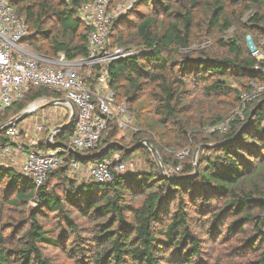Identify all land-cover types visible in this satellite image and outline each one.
<instances>
[{"label":"trees","instance_id":"1","mask_svg":"<svg viewBox=\"0 0 264 264\" xmlns=\"http://www.w3.org/2000/svg\"><path fill=\"white\" fill-rule=\"evenodd\" d=\"M89 1L11 0V5L25 19L33 33L30 41L41 54L50 58L65 54L74 60L89 55L92 27L80 17L84 3ZM113 3L114 0L112 7ZM235 3L242 11L253 12L245 27L264 26V0H231V4ZM142 5L149 7L151 14H140L138 23L117 19L111 28V39L115 46L138 44L147 50L113 63L110 87L132 114L134 105L141 103L137 120L148 126L151 136L140 138L138 143L148 141L167 166L170 161L155 138L156 129L172 123L181 133H191L189 123L183 120L192 111L187 103L190 82L199 81L206 98L234 97L241 105V95L252 83H264L263 74L255 69L257 64L264 67V60L252 56L237 36L222 42L227 48L224 54L204 51L192 56L189 52L200 21L210 32H227L236 24L229 15V8L232 10L234 5L230 6L227 0H138L136 8ZM235 11L232 10L233 15ZM123 26L128 30L121 32ZM130 27L134 32H129ZM59 96L46 88L30 89L22 100L0 114V126L39 99ZM260 102L261 107L250 119ZM260 102L250 105L243 113L245 118L237 117L226 132H214L209 139L197 143L198 147H214L202 149L209 155L202 156L193 179L178 180L195 172L193 162L184 164L178 178H165L157 162L147 158L148 172L115 173L113 181L105 185L92 181L78 184L69 170L71 161L77 158L69 154L65 164L38 187L21 173L0 166V184L4 183L7 194L11 192L7 200L0 196V264H55L44 248L63 247L66 230L52 236L53 231L40 219L47 213L63 215L69 228L77 231L80 226L72 211L94 223V235L88 241L92 245H79L78 249L81 259L90 254L87 264H197L203 253V239L197 229L217 242L221 236L225 239L246 233L251 223L255 233L244 244L257 256L245 264H264V98ZM149 115L155 116L151 124L146 122ZM221 121L217 118L211 125L217 126ZM118 129L117 121L111 120L108 136L104 138L107 131L97 148L85 153L92 156L113 144L103 158L79 161H102L119 150L121 162L129 159L131 151H122L115 143ZM72 133V129L64 132L58 141L69 145ZM7 142L6 132L0 134V146ZM144 152L152 156L148 148ZM178 165L174 163L175 167ZM34 200L39 209L29 216L28 206ZM5 201L22 207L20 219L13 223L6 220ZM190 201L196 204L195 209L188 208ZM214 201L222 202L218 212L210 211L207 218L196 216L213 208ZM229 219L223 234L220 224ZM214 264L224 262L217 260Z\"/></svg>","mask_w":264,"mask_h":264},{"label":"built area","instance_id":"2","mask_svg":"<svg viewBox=\"0 0 264 264\" xmlns=\"http://www.w3.org/2000/svg\"><path fill=\"white\" fill-rule=\"evenodd\" d=\"M112 1L91 0L84 3L80 17L92 27L89 55L69 60L65 54L50 58L32 52L26 44L30 42L33 33L28 29L25 19L18 15L11 0H0V114L22 100L32 88H46L60 95L58 98L39 99L31 105L36 111L51 102L54 105H66L69 109L68 122L73 114V105L76 118L71 128V142L63 145L83 156L97 148L104 133L108 131L111 120H116L123 126L132 122L134 116L126 102H119L116 91L110 87L109 73L116 61L138 54L133 49L115 46L112 42L111 28L120 18V13L112 7ZM146 50L145 48L144 51ZM250 52L258 60H264V44L254 46ZM255 69L264 76L263 66L257 64ZM263 98L264 83H252L241 95L238 116L242 117L250 105ZM62 99L70 103L62 104ZM58 128L47 135L49 123L37 125L29 139L28 151L21 153L24 157L20 156V173L38 187L45 184L51 172L65 164V158L69 154H73L64 147L51 149L56 143L62 144L58 141L62 134ZM227 130V125L218 124L211 131L224 133ZM21 131L20 124L9 127L6 131L8 142L0 146L1 153H14L15 140ZM20 150L22 148L18 149ZM69 170H84L92 182L105 185L113 181L115 173H127L128 166L117 156L88 164H83L77 158L71 161Z\"/></svg>","mask_w":264,"mask_h":264},{"label":"rangeland","instance_id":"3","mask_svg":"<svg viewBox=\"0 0 264 264\" xmlns=\"http://www.w3.org/2000/svg\"><path fill=\"white\" fill-rule=\"evenodd\" d=\"M138 0H114L113 7L120 13L119 19L127 20L131 24L132 22L138 23L140 14L149 15L151 14V9L145 5H142L136 8V3ZM174 1V0H171ZM231 5H234L232 10H236L235 15L232 14V10L229 8V15L233 16V21L236 23L230 31L221 32L216 30L215 32H210L207 28V25L200 21V26H197L194 30L193 36V45L189 49V52L192 56H197L201 52H219L226 53L227 48L222 45V42H226L230 38L238 37L241 41V45L245 49L249 50L254 46H260L264 44V26L260 27H245L249 23L250 18L252 17V11H242L238 9V3L231 4V0H227ZM136 8V9H135ZM135 9V10H134ZM254 9V8H252ZM131 16V17H130ZM127 26H123L121 32L128 30ZM129 32H134V28L130 27ZM26 46H30V50L37 55L45 56L41 54L36 47L30 41ZM127 49H133L136 54L141 55L144 53L146 48L144 45L134 44L129 47H124ZM147 49V48H146ZM47 57V56H45ZM175 59H179V55L175 56ZM202 84L199 81L190 82L189 84V97L187 98V103L191 104L192 111L183 117V120H187L190 126V134H183L180 129L171 124L164 125L162 128H158L155 138L163 147L164 154L170 161V164L165 166L163 165V172L159 166L158 161L151 153V157L145 154L146 146L140 147L137 151H131L135 146L140 144L138 143L139 139L147 138L151 136V131L148 126L139 120H137V114L140 112L141 103L134 105V119L132 122L126 126H118V136L115 139V143L119 144L122 151L130 150L131 156L129 159L125 160V164L128 166L127 173H144L149 171V164L147 163V158L149 161L157 162L159 166L160 173L165 178H178L182 172L184 164L193 162L195 168L199 170V162L202 156L209 155L207 152L203 153L204 149H209L214 147V145H203L198 147L197 143L202 142L205 138L209 139L213 132L211 131L214 126L211 123L217 118H221V124L227 126L235 120L238 116L240 103L236 101L234 97H213L206 98L203 90ZM48 104V103H47ZM29 107V106H28ZM27 107V108H28ZM26 108V109H27ZM60 106H49L43 109L44 115L48 120H55L56 114L58 113ZM64 111L67 108H63ZM146 114V113H145ZM35 115L29 117L26 120H30ZM150 119L146 122L151 124L155 120L154 115H149ZM240 118V117H239ZM244 115L243 118L244 119ZM66 119H64V122ZM61 121H58L60 123ZM32 128L31 126H29ZM26 127V129H29ZM23 131V130H22ZM19 137L15 140L14 153L12 155L3 154L0 152V166L5 169L13 170L20 174V156L23 153L22 151H28L29 139L31 137L27 135V132H22ZM52 129H48L47 135L50 134ZM153 132V131H152ZM109 134V131L105 134L106 138ZM196 136L197 139L193 140L192 137ZM38 138V137H37ZM137 141V145H136ZM168 146V147H166ZM22 150L18 151V149ZM120 151V150H119ZM113 152L110 156H117L121 159V152ZM133 152V153H132ZM178 162V166H174V163ZM195 172L191 175H194ZM189 175V176H191ZM197 176V174L195 175ZM70 177L77 181L78 184L90 182V178L86 172H70ZM180 178V177H179ZM193 179V178H192ZM55 184V183H53ZM10 193L5 192L4 183L0 184V196L3 200H7L10 197ZM222 205V202L214 201V207L207 209L202 214H196L200 218H207L206 216L210 211L218 212L219 207ZM196 204L193 202H188L189 209H195ZM22 207H13L6 203V220H9L11 223L16 219H20L22 212L19 211ZM171 208H174L173 206ZM39 209V204L37 201L30 202L28 206L29 216L33 213L34 210ZM71 210V209H70ZM198 210V208L196 209ZM48 212V211H46ZM72 216L77 218V224L80 226L79 230L73 231L72 228L66 224L63 215H57L56 213H47V216L43 219H40V222L45 225L48 230H52V236H58L61 233V230H66V236L64 237L63 247L56 246H45V252L52 258L55 264H87V261L90 254H87L83 259L81 254L78 253L79 245L84 247L91 246L92 236L94 235V223L78 216L76 211H72ZM192 214H195L191 210ZM257 215H261V212L255 211ZM231 219L220 224V232L223 234L226 231V226L229 224ZM197 233L201 235L203 239V253L202 261H197V264H214L217 260L224 262V264H245L246 262L254 259L257 256L255 251H249V248L244 244L247 239H249L254 233V223H251L247 227L246 233L236 236H227L225 239L221 238L216 242L211 240L207 235L201 233L200 229H197ZM161 264H172L171 262H162ZM181 264V263H176ZM187 264V263H186ZM194 264V263H193Z\"/></svg>","mask_w":264,"mask_h":264},{"label":"water","instance_id":"4","mask_svg":"<svg viewBox=\"0 0 264 264\" xmlns=\"http://www.w3.org/2000/svg\"><path fill=\"white\" fill-rule=\"evenodd\" d=\"M60 103L67 104V103H70V102L68 100H66V99H62V100H60ZM52 105H54V104L51 102V103L46 104L44 107H49V106H52ZM261 105H262V103L260 102L256 106V108L251 113L250 119L255 114V112L261 107ZM71 106H72L73 114H72V117H71L70 121L68 122V124H66L64 126H60L58 128L59 130H61L62 134L64 132L69 131L72 128L73 123H74L75 118H76V109H75V107L73 105H71ZM35 111L36 110L33 108V105H30L27 109H25L20 115H18L16 118H14L11 122H9V123H7V124H5L3 126H0V134L6 132L9 129V127H11L12 125L18 126L19 124H21L22 122H24L26 119H28L29 117H31L35 113ZM143 146H146L151 151V153L153 154V156L158 161L159 166H160V168H161V170L163 172L164 169H163V165H162V162H161L159 153H158V151L152 145L149 144L148 141L141 142L140 144H138L137 146H135L133 149H131V151H135L136 149H139L140 147H143ZM61 147H64V148L70 150L75 155V157L78 158V159H80V160L81 159L99 160V159L103 158L114 147V145L113 144L108 145L102 151H100L99 153H97L95 155H92V156H83L80 153L74 151L72 148L67 147V146H64L63 144H59V143H56L53 146H51V149L55 150V149L61 148ZM197 173H198V168L196 167L195 168V174L194 175L180 177V178H178V180L184 181V180L192 179V178L195 177V175Z\"/></svg>","mask_w":264,"mask_h":264},{"label":"crops","instance_id":"5","mask_svg":"<svg viewBox=\"0 0 264 264\" xmlns=\"http://www.w3.org/2000/svg\"><path fill=\"white\" fill-rule=\"evenodd\" d=\"M44 106L45 105L41 106L40 109L37 110L33 114L35 116L32 119L25 120L24 122H22L20 124L21 129L24 132H27L28 136L33 135L36 126L41 124V123H44V122L49 123V128L52 130H54L56 127H60V126H64V125L68 124L67 113L69 112V109L67 108L66 105H61V106L60 105H52V106H60L58 113L56 114L55 120H52V121L48 120V118L45 117L44 112H42L43 109L46 108ZM64 107L67 108V110L64 111V109H63ZM64 119H66L65 122H64ZM58 121H61V122L58 123ZM29 126H31L32 128H30ZM26 127H29V129H26ZM21 157H24V154H22Z\"/></svg>","mask_w":264,"mask_h":264}]
</instances>
